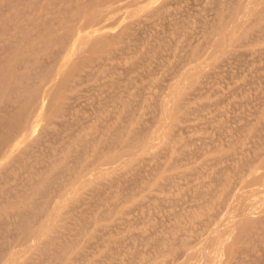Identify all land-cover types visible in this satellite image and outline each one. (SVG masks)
Returning <instances> with one entry per match:
<instances>
[{"label":"rangeland","instance_id":"374dc122","mask_svg":"<svg viewBox=\"0 0 264 264\" xmlns=\"http://www.w3.org/2000/svg\"><path fill=\"white\" fill-rule=\"evenodd\" d=\"M263 198L264 0H0V264H264Z\"/></svg>","mask_w":264,"mask_h":264},{"label":"bare ground","instance_id":"6f19581e","mask_svg":"<svg viewBox=\"0 0 264 264\" xmlns=\"http://www.w3.org/2000/svg\"><path fill=\"white\" fill-rule=\"evenodd\" d=\"M114 1H115V0H114ZM143 1H144V0H143ZM243 1H244V0H243ZM255 1H256V0H255ZM110 2H111V1H110ZM128 2H129V1H128ZM128 2H127V3H128ZM164 2H165V1H164ZM244 3H245V2H244ZM255 3H257V2H255ZM255 3H254V4H255ZM135 4H136V3H135ZM137 4H138V3H137ZM124 5H125V4H124ZM131 5H132V4H131ZM133 5H134V4H133ZM163 5H164V4H163ZM135 6H136V5H135ZM110 7H111V6H110ZM110 7H109V8H110ZM112 7H113V6H112ZM115 7H116V6H115ZM159 7H160V6H159ZM241 7H242V5H241ZM250 7H251V6H250ZM103 8H105V7H103ZM103 8H102V9H103ZM252 8H253V7H252ZM157 9H158V8H157ZM160 9H161V8H160ZM241 10H242V9H241ZM108 11H109V10H108ZM155 11H156V10H155ZM109 13H110V12H109ZM238 13H240V12H238ZM93 15H94V14H93ZM234 15H235V14H234ZM239 16H240V15H239ZM241 16H242V15H241ZM105 17H106V16H105ZM119 18H120V17H119ZM105 19H106V18H105ZM233 19H234V18H233ZM97 20H98V19H97ZM91 23H92V22H91ZM229 23H231V22H229ZM233 23H234V22H233ZM224 24H226V23H224ZM227 27H228V26H227ZM229 29H230V28H229ZM119 30H120V29H119ZM119 30H118V31H119ZM228 31H229V30H228ZM238 32H239V31H238ZM121 34H122V33H121ZM104 35H105V34H104ZM107 35H108V34H107ZM111 35H112V34H111ZM113 35H114V34H113ZM101 38H102V37H101ZM104 38H105V37H104ZM106 38H107V37H106ZM106 38H105V39H106ZM109 38H110V37H109ZM105 39H104V40H105ZM95 40H96V39H95ZM97 40H98V39H97ZM97 40H96V41H97ZM109 40H110V39H109ZM114 40H115V39H114ZM114 40H113V41H114ZM93 41H94V40H93ZM111 41H112V40H111ZM97 42H98V41H97ZM100 42H101V40H100ZM95 43H96V42H95ZM114 43H115V42H114ZM103 44H104V41H103ZM217 44H218V43H217ZM91 45H92V44H91ZM86 47H87V46H86ZM89 47H90V46H89ZM90 48H91V47H90ZM99 48H100V47H99ZM216 48H217V46H216ZM83 49H84V47H83ZM91 49H92V48H91ZM214 49H215V48H214ZM221 49H222V48H221ZM85 50H86V48H85ZM212 50H213V49H212ZM216 51H217V50H216ZM178 71H179V70H178ZM48 77H49V76H48ZM47 80H48V79H47ZM69 81H70V80H69ZM45 82H46V81H45ZM64 83H65V82H64ZM68 84H69V83H68ZM75 87H76V86H74V88H75ZM66 90H67V89H66ZM54 91H55V90H54ZM164 91H165V90H164ZM46 94H47V93H46ZM32 96H33V95H32ZM51 97H52V96H51ZM31 98H32V97H31ZM49 101H50V100H49ZM49 101H48V102H49ZM51 101H52V100H51ZM32 104H33V103H32ZM47 105H48V104H47ZM36 108H37V107H36ZM23 128H24V127H23ZM15 129H16V128H15ZM28 129H29V128H28ZM118 135H119V134H118ZM36 136H37V135H36ZM34 140H35V139H34ZM140 144H141V143H140ZM154 145H155V144H154ZM133 146H134V145H133ZM127 147H128V146H127ZM139 147H140V146H139ZM148 149H149V148H148ZM216 149H217V148H216ZM136 151H137V150H136ZM126 153H127V152H126ZM130 153H131V152H130ZM132 153H133V151H132ZM121 155H122V154H121ZM128 155H129V154H128ZM128 155H127V156H128ZM132 155H133V154H132ZM143 155H145V154H143ZM228 155H229V154H228ZM241 155H242V154H241ZM130 156H131V155H130ZM242 156H243V155H242ZM116 157H117V156H116ZM120 157H121V156H120ZM132 157H133V156H132ZM223 157H224V156H223ZM121 158H123V157H121ZM129 158H130V157H129ZM234 159H235V158H234ZM231 160H232V159H231ZM257 160H258V159H257ZM124 161H125V160H124ZM111 162H113V161L111 160ZM115 162H116V161H115ZM117 162H118V161H117ZM129 162H131V161L129 160ZM252 162H253V161H252ZM246 163H248V162H246ZM114 164H115V163H114ZM117 165H118V164H117ZM126 165H127V164H126ZM226 167H227V166H226ZM103 170H104V169H103ZM224 170H225V169H224ZM247 170H248V169H247ZM226 171H227V170H226ZM262 171H263V170H262ZM81 173H82V171H81ZM262 173H263V172H262ZM247 174H248V173H247ZM255 174H256V173H255ZM80 175H81V174H80ZM257 175H258V173H257ZM262 176H263V175H262ZM254 177H255V176H254ZM240 178H241V177H240ZM222 181H223V180H222ZM225 182H226V181H225ZM251 182H252V181H251ZM85 184H86V183H85ZM87 184H88V183H87ZM219 184H220V183H219ZM84 186H85V185H84ZM235 190H236V189H235ZM227 191H228V190H227ZM230 191H231V190H230ZM209 193H210V192H209ZM230 193H232V192H230ZM230 193H229L228 195H230ZM210 194H211V193H210ZM63 195H64V193H63ZM228 195H227L226 198H228ZM213 196H214V195H213ZM230 196H231V195H230ZM55 197H56V195H55ZM231 199H232V198H231ZM255 199H256V198H255ZM51 200H52V199H51ZM202 200H203V199H202ZM205 200H206V199H205ZM226 200H227V199H226ZM260 200H261V199H260ZM262 201H264V198H263V200H261V202H262ZM223 202H224V201H223ZM233 202H234V201H233ZM258 202H259V201H258ZM49 204H50V203H49ZM225 204H226V203H225ZM245 204H247V203H245ZM255 204H256V203H255ZM255 206L257 207V204H256ZM48 208H49V207H48ZM229 208H230V207H229ZM49 209H50V208H49ZM222 210H223V209H222ZM218 211H219V210H218ZM246 211H247V209H246ZM221 212H222V211H221ZM221 212H220V213H221ZM46 213H47V212H46ZM244 213H245V211H244ZM246 213H248V212H246ZM216 215H217V214H216ZM243 215H244V214H243ZM247 215H248V214H247ZM225 216H226V215H225ZM244 216H246V215H244ZM216 217H217V216H216ZM226 217H227V216H226ZM226 217H223V218H226ZM237 219H238V218H237ZM239 219H240V217H239ZM241 219H242V218H241ZM37 221H38V220H37ZM235 222H236V221H235ZM35 224H36V223H35ZM230 224H232V223H230ZM234 224H235V223H234ZM236 224H237V223H236ZM236 224H235V225H236ZM214 227H215V226H214ZM214 227H213V228H214ZM219 227H220V226H219ZM31 228H32V227H31ZM43 228H44V227H43ZM45 229H47V228H45ZM216 229H217V228H216ZM34 230H35V229H34ZM214 231H216V230H214ZM35 232H36V234L38 235L37 231H35ZM35 232H33V233H35ZM42 232H43V231H42ZM42 232H40L41 235H42ZM202 232H203V231H202ZM212 232H213V231H212ZM214 233H215V232H214ZM224 233H225V232H224ZM28 234H29V233H28ZM205 234H206V233H205ZM210 234H211V233H210ZM39 235H40V234H39ZM39 235H38V236H39ZM211 235H212V234H211ZM217 235H218V234H217ZM35 236H36V235H34L33 237L36 238ZM214 236H215V235H214ZM220 236H221V235H220ZM222 236H223V235H222ZM209 238H210V237H208V239H209ZM205 240H206V239H205ZM219 240H220V239H219ZM26 241H27V240H26ZM208 241H209V240H208ZM14 242H15V241H14ZM19 242H20V241H19ZM214 243H216V242H214ZM216 244H217V243H216ZM203 247H204V246H203ZM211 248H212V247H211ZM197 249H198V248H197ZM197 249H196V251H197ZM191 250H192V249H191ZM191 250H190V251H191ZM193 250H195V249H193ZM193 250H192V251H193ZM7 251H8V250H7ZM205 251H207V250H205ZM212 251H213V250H212ZM193 252H195V251H193ZM195 253H196V252H195ZM195 253H194V255H195ZM206 253H207V252H206ZM206 253H205V254H206ZM191 254H193V253H191ZM191 254H190V256H187V257H190V258H191V257L193 256V255H191ZM201 255H202V254H201ZM206 255H207V254H206ZM206 255H205V256H206ZM195 256H196V255H195ZM195 256H194V257H195ZM187 257H186V258H187ZM202 257H203V256H202ZM190 258H189V259H190ZM204 258H205V257H204ZM189 259H188V260H189ZM188 260H187V261H188ZM184 262H185V261H184Z\"/></svg>","mask_w":264,"mask_h":264}]
</instances>
